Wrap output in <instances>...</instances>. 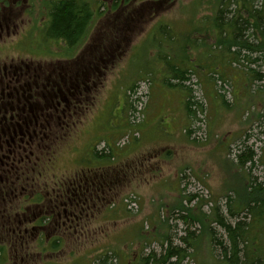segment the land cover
<instances>
[{
  "label": "rangeland",
  "instance_id": "1",
  "mask_svg": "<svg viewBox=\"0 0 264 264\" xmlns=\"http://www.w3.org/2000/svg\"><path fill=\"white\" fill-rule=\"evenodd\" d=\"M143 1L146 0L125 1V5L129 3L126 9L132 15L143 10L144 17L139 23L130 21V29L125 30L124 38L118 34L113 38L121 47L116 51L112 64L109 63L105 68L104 77L95 86L92 84L91 88H87L81 104L83 110L86 108L85 112L72 115V118H68L69 125L62 129L54 128L50 131L51 134L63 133L64 138L59 139L60 146L55 148V145L49 149L44 177H38L29 171L33 179L29 183L40 190L37 183L43 186L44 181L53 187L57 183L62 184V181L66 185L89 173L106 171L107 176H115L119 175L121 168V172L127 170L128 177L132 174L128 170L149 169V163L140 158L139 166L138 163L134 165L135 162L132 164L133 158L146 152L152 143L163 147L159 140H166V143L168 140L174 142L178 139L177 132L185 124L183 115L187 111L186 101L191 93L194 100L202 106L198 114L199 121L194 123L192 130L195 136L190 138L194 149L182 154L181 160L180 155H177L178 159L173 164L162 163L161 166L168 168L167 166L180 164L183 159L187 160L185 164L193 175L188 177L186 173L188 178L185 176L183 179V189L194 198L190 202L183 201L180 207L169 204L171 208L159 211V222L152 223L147 217L149 211L142 209L143 200L138 194L140 210L136 215L120 213L115 208L108 209L106 198L110 195L116 194L113 199L117 201L122 194L131 193L126 191L128 186L124 188L126 181L120 180L123 175H119L116 190H99L87 200L88 203H80L84 210L82 213L77 212L80 226H70L74 219L71 223L68 221L61 227L57 226L59 223L55 222L54 217L47 229L45 226V229L38 230L34 236L31 227L33 224L39 225L33 221L40 207L26 206L30 202L27 198L22 200L20 191L14 195L12 202L25 206L26 215L22 216L25 221L23 224L19 222L18 228L26 234L25 240L30 246L16 252L20 248L10 245L12 238L16 239L12 232V228L16 227L12 223L10 230L4 232L1 224L5 221L0 218V233L5 235L2 239L6 240L9 247L8 252L0 254V264H100L95 259L106 252L113 254L108 264H143V258L149 254L156 257L164 255L168 237L174 245L186 249V256L180 264H228L221 261L220 250L212 246L213 235L210 229L223 241H227L224 230L212 221L214 209L217 207L219 213L228 218L230 201L227 195L235 199L234 202L232 200L235 207L248 203V199L264 200L263 193L248 195L251 179L264 185V82H249V69L264 74V56L252 54V58L261 59L250 63L246 58L248 52L241 50L238 59L233 60L235 56L222 46L215 47L214 38L220 35L216 28L215 12L221 0H161L157 7L162 9L157 13L154 11L156 5ZM105 3L102 8L107 11L108 8L111 9L113 0ZM50 19L43 11L39 12L35 18L34 30L40 29L43 23L44 27L49 26L47 21ZM102 23L101 20L98 21L88 43L95 44L96 39L98 43L101 36L107 38L106 34H101ZM53 44L48 39L44 41V36L36 34L33 49L23 46L10 47L9 50L14 57L20 55L34 60L45 59L41 63H53L56 68L59 67L57 59H72L73 55L74 58L75 54L85 51H81V46L73 50H59ZM90 53H93L92 50L88 54ZM78 64L73 63L74 69ZM174 67L189 71L190 77L185 84L187 88L170 85L175 75ZM137 123L141 124L136 125ZM132 125L142 131L141 142L136 140L141 134L133 142V137L129 141L124 139ZM159 125L175 129L176 133H171L170 136L157 134ZM247 147L254 152L253 164L240 167L237 157ZM110 148L112 153L117 152L116 157L106 156ZM97 149L100 153H105V157L96 155ZM165 153L163 148H158L153 152V157H164ZM126 157L130 159L125 160ZM139 174V177L145 176V173ZM15 177L11 182H23L20 187L14 184L18 190L27 186V179ZM2 180L1 183L6 182ZM102 201L105 202L101 204ZM150 201L156 202V199L151 198ZM135 209H139L137 204ZM16 211L18 208L12 210L7 205L0 207V214L7 216L5 219L15 217ZM243 216L241 215L240 220H244ZM183 217L189 218V225L184 224ZM245 219L249 223L250 216L247 215ZM17 220L20 221L16 218L14 222H18ZM62 220L65 218L62 217ZM228 221L232 224L236 222L229 218ZM47 222L45 220L41 223L46 225ZM259 223L253 222L251 234L259 235L253 247L258 246V250H255L264 252V227L262 230L258 229ZM205 224H210V228L204 229ZM188 232L193 233L188 241L190 246L181 240L182 237H187ZM41 234L42 237H49L50 242L39 240ZM57 235L60 236V243L55 246L54 238Z\"/></svg>",
  "mask_w": 264,
  "mask_h": 264
},
{
  "label": "flooded vegetation",
  "instance_id": "2",
  "mask_svg": "<svg viewBox=\"0 0 264 264\" xmlns=\"http://www.w3.org/2000/svg\"><path fill=\"white\" fill-rule=\"evenodd\" d=\"M60 1L62 0H0V180L6 181L0 182V195H2L0 207L7 205L12 210L18 208L14 214L15 217L5 219L7 216L0 214V218L5 221L1 224L4 232L10 230L9 226L12 223L16 227L12 228L16 237L12 246L16 245L20 248L16 252L23 251L28 241L25 240L26 234L18 228V223L23 224L25 221L22 216L26 215L24 213L26 209L22 204L12 202L14 195L22 191V200L27 198L30 202L26 206L40 207L38 213L34 214L33 221L39 225L33 224L31 227L32 234L35 236L38 230L45 229V226H47L46 229L49 227L47 224L52 217H55V222L58 221L57 226L60 227L68 221L71 223L73 219L79 222L77 212L84 211L80 203H88L87 200H90V197L99 190H116L118 176L123 175L120 180L126 177V174L121 172L123 169L120 168L119 175L107 176L106 171H94L97 173L76 178L66 185L57 183L52 187L44 181L43 186L37 183L40 190L29 183L33 181L29 171L38 177H44L49 149L55 145V148L60 146L59 139L62 140L64 134L60 135L57 132L51 134L50 131L54 128L62 129L69 125L68 118H72V115H79L81 111L85 112L86 108L83 110L81 106L85 92L91 88L92 84L95 86L97 81L104 77L105 68L109 63L112 64L116 51L121 47V44L113 38L117 37L116 34L124 38L125 30L130 29V21L139 23L145 15L143 10L132 15L126 9L130 3L129 1L128 5H125L126 0H113V7L111 6V9L108 8L107 11L102 7L106 4L105 1L111 0H77L89 6L91 18L82 39L70 48L65 40L45 38L53 20L51 16L53 5ZM159 1L161 0H146L143 3L156 5L154 11L157 13L159 9H162L157 7L160 6L157 4ZM41 11L51 17L47 21L49 26L44 27L43 23L40 29L34 30L35 18ZM99 20L103 22L101 34H106L107 38L101 36L98 43L97 39L95 44L88 43ZM36 34L44 36V41L48 39L59 50H73L81 46V51H85L75 54L74 58L73 55L72 59L71 57H66V60L57 59L58 68L54 67L53 63H48L49 66L41 63L45 62V59L34 60L20 55L17 57L11 55L10 47L27 46L33 49ZM90 50L93 53L88 54ZM73 63H79L76 69ZM13 177L27 179V186L18 190L17 187H20L23 182L21 184L11 182ZM17 190L18 192L15 193ZM83 190L87 192L84 193ZM62 217L65 218L64 221ZM16 218L20 221L14 222ZM45 220H48V223L43 225L45 223L41 222ZM80 224L81 222L77 223L78 226ZM1 235L3 233H0V239ZM23 239L25 243L20 242Z\"/></svg>",
  "mask_w": 264,
  "mask_h": 264
},
{
  "label": "trees",
  "instance_id": "3",
  "mask_svg": "<svg viewBox=\"0 0 264 264\" xmlns=\"http://www.w3.org/2000/svg\"><path fill=\"white\" fill-rule=\"evenodd\" d=\"M215 14L217 15L216 28L220 32V35L214 38L215 47L222 46L228 53L235 56L233 60L238 59L237 56L240 55L241 50H246L248 52L246 53V58L250 63L258 62L259 59H261V57L252 58V54L264 56V0H221L220 3H218ZM51 16L53 20L45 38L65 40L70 48H72L84 36L86 26L91 18V12L89 6L85 3L77 0H62L53 5ZM249 71L251 72L249 82L252 84L255 80L264 82V74L254 69H249ZM174 72L175 75L170 85L187 88L185 84L190 77L189 71L174 67ZM186 108L188 115L193 117L194 123H196V121L198 122V114L201 112L202 106L194 100L191 93L186 101ZM188 133L190 136L192 131ZM110 152L106 155L103 152L98 153V151H95L96 155H99V157H105L104 154L110 157L112 156ZM152 155L153 153L144 152L140 154V157L134 159V161L139 164V158L148 161ZM253 156L254 152L248 147L245 148V151L241 152L237 157L239 166L246 167L248 164L252 165ZM158 165L159 164H157V166ZM185 192L186 190L183 189L182 200L184 202L192 201L194 196ZM254 193L264 194V185L251 179L249 181L248 195ZM226 197L230 201L228 206V218L230 221L236 220V222L234 224L230 223L228 218L223 217L216 207L214 213H212V221L213 223H217V225L224 230L227 241H223L222 238L216 235L213 229H210L213 235L212 246H214L216 250H220L219 252L222 255L221 261L228 262V264H264V252L257 251L258 246L253 247L254 241L259 238V235L253 236V234H251L254 221L257 223L260 222L258 229L262 230L264 227V200L248 199V203H242L240 207H238V205L235 207L233 203L235 199H232L231 195H227ZM52 215H54V213ZM241 215L245 216H243L244 220H240ZM247 215L250 216L249 223L245 221ZM53 218L54 217L50 218L48 226H50V222ZM188 219V217H183L184 224H190V220ZM204 227V229H206V227L210 228V224H205ZM191 237H193V233L188 232L187 237H182L181 240L184 244L190 246L191 244L188 241ZM2 238H5V235H1L0 242L3 240ZM12 240H14V238H12ZM3 241L5 242L0 243L4 245L0 248L1 253L9 251L6 240L4 239ZM20 242L25 243V240L23 239ZM59 243L60 236L57 235L54 238V244L57 246ZM166 244L168 247L164 255L156 257L153 254H149L143 258V264H180L186 256V249L174 245L169 237L166 239ZM10 245H13V241ZM25 245L30 246L29 242ZM19 252L20 251H18V253ZM111 257H113V254L106 252L95 260L99 261L100 264H108Z\"/></svg>",
  "mask_w": 264,
  "mask_h": 264
},
{
  "label": "crops",
  "instance_id": "4",
  "mask_svg": "<svg viewBox=\"0 0 264 264\" xmlns=\"http://www.w3.org/2000/svg\"><path fill=\"white\" fill-rule=\"evenodd\" d=\"M183 116L185 124L181 130H178L177 140H175L174 142H170L168 140L166 143L164 142L166 140H159L163 147L157 146L158 144L153 143L148 146L149 149L146 152H151L153 150H157L158 148H163L166 151L164 157L159 156L156 160H153V164H159L158 168L160 169H154L152 172L144 174L145 176L143 177H139L140 174L135 175V177H133V179L135 178V180L132 179L127 190L128 192H134L142 197V209L145 211H149L147 217L151 219L152 223L159 222V211L161 209L166 210L168 208H171L169 204H174L176 207H180L183 202V179L186 176V173L188 175L191 174V170L189 166L185 164L187 160L183 159V161L181 162L180 160L182 154H184L185 152L190 153V150L194 149L193 142L190 141L191 136H189L188 133L192 129V127H194V119H192L193 117H190L188 115L187 111L184 112ZM127 132L128 134L139 132L141 136L136 140L141 142L143 135L142 131L139 128L132 126L128 128ZM156 132L157 134H161L162 136H170L171 133H176L175 129L165 128V126L163 125H159L156 129ZM133 140H135L134 137L131 142H133ZM131 142L129 144H131ZM173 150L175 151V153H173ZM116 154L113 152L114 157H116ZM177 155H180V160L178 161L180 162V164L178 163L174 166H167L168 168H163V165L161 166L162 163L173 164L178 159ZM129 157L131 158L132 156ZM129 157H126L125 160L130 159ZM162 159H165V162L164 160L162 161ZM145 187H150V189L147 190ZM146 194L149 195L147 196ZM151 198H155L156 202H151ZM170 198L171 202L169 203ZM113 203L115 204V210L120 211V213H126L122 203V197L119 200L114 201Z\"/></svg>",
  "mask_w": 264,
  "mask_h": 264
},
{
  "label": "built area",
  "instance_id": "5",
  "mask_svg": "<svg viewBox=\"0 0 264 264\" xmlns=\"http://www.w3.org/2000/svg\"><path fill=\"white\" fill-rule=\"evenodd\" d=\"M132 207H135V204H132Z\"/></svg>",
  "mask_w": 264,
  "mask_h": 264
}]
</instances>
